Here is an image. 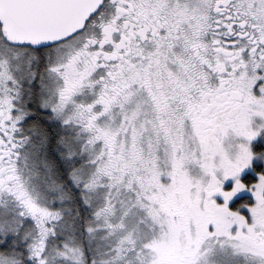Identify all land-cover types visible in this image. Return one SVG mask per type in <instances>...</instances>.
<instances>
[{"label": "snow or ice", "instance_id": "1", "mask_svg": "<svg viewBox=\"0 0 264 264\" xmlns=\"http://www.w3.org/2000/svg\"><path fill=\"white\" fill-rule=\"evenodd\" d=\"M0 264H264V0H0Z\"/></svg>", "mask_w": 264, "mask_h": 264}]
</instances>
